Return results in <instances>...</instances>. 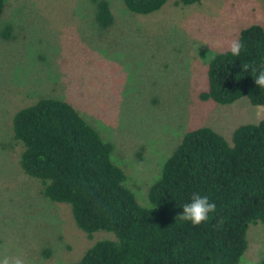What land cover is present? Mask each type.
Segmentation results:
<instances>
[{"label": "rangeland", "instance_id": "374dc122", "mask_svg": "<svg viewBox=\"0 0 264 264\" xmlns=\"http://www.w3.org/2000/svg\"><path fill=\"white\" fill-rule=\"evenodd\" d=\"M113 24L100 29L93 0H6L0 18V256L28 264H74L95 242L75 224L70 207L42 195L39 180L20 168L12 118L44 98L63 100L113 146L111 158L140 205L163 165L193 129L230 139L240 125L264 119L245 98L230 105L202 100L206 56L229 50L239 32L264 26L263 0L167 3L150 15L106 0ZM8 29L9 36H3ZM239 264H260L264 228L247 231Z\"/></svg>", "mask_w": 264, "mask_h": 264}, {"label": "trees", "instance_id": "16d2710c", "mask_svg": "<svg viewBox=\"0 0 264 264\" xmlns=\"http://www.w3.org/2000/svg\"><path fill=\"white\" fill-rule=\"evenodd\" d=\"M200 1L122 0L136 15L153 14L167 3ZM5 2L0 0V18ZM93 3L97 26L108 29L114 21L108 2ZM237 39L244 44L239 56L226 50L208 62L200 98L220 105L245 98L264 108V89L256 86L252 71L264 69V26L251 25ZM12 133L22 147L20 168L40 181L42 195L68 205L89 237L98 231L115 236L95 242L74 264H239L250 225L264 228V119L238 126L230 139L209 127L186 132L148 189L149 207L125 185L123 170L111 158L113 146L71 104L40 99L16 112ZM194 193L216 204L197 226L178 217Z\"/></svg>", "mask_w": 264, "mask_h": 264}, {"label": "clouds", "instance_id": "9594fccd", "mask_svg": "<svg viewBox=\"0 0 264 264\" xmlns=\"http://www.w3.org/2000/svg\"><path fill=\"white\" fill-rule=\"evenodd\" d=\"M244 49V44L239 39H234L229 45V51L233 56H239ZM207 61L211 63L216 59L214 55L206 56ZM247 70V66H245ZM255 74V84L258 88L264 89V69L257 72L256 68H252ZM115 160V158H112ZM153 209V208H151ZM216 211L215 202L210 201L208 195H200L194 193L191 197V201L186 203L182 208V214L179 215V219L190 222L193 226L200 225L209 218L210 213ZM0 264H28V262L21 255H2L0 256Z\"/></svg>", "mask_w": 264, "mask_h": 264}]
</instances>
